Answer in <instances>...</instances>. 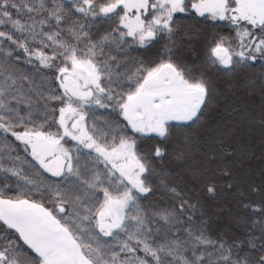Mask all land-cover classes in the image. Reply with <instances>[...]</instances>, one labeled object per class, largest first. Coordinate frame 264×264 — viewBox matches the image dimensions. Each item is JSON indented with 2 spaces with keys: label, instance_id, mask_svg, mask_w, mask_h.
Masks as SVG:
<instances>
[{
  "label": "snow or ice",
  "instance_id": "obj_1",
  "mask_svg": "<svg viewBox=\"0 0 264 264\" xmlns=\"http://www.w3.org/2000/svg\"><path fill=\"white\" fill-rule=\"evenodd\" d=\"M254 126L214 233L185 176L238 186ZM0 264H264V0H0Z\"/></svg>",
  "mask_w": 264,
  "mask_h": 264
},
{
  "label": "trees",
  "instance_id": "obj_2",
  "mask_svg": "<svg viewBox=\"0 0 264 264\" xmlns=\"http://www.w3.org/2000/svg\"><path fill=\"white\" fill-rule=\"evenodd\" d=\"M229 100L234 101L237 105H243L244 108L251 112L259 113L260 111V96L259 93L253 95L247 94L246 91L237 90L236 95L229 96ZM102 115V114H101ZM238 139L245 150H251L255 156L246 161L243 167H237L238 174L241 175L242 182L238 186H234L231 191L226 190L223 186L218 187L215 196L208 194L200 184H196L190 177L185 176V180L189 185L194 186L196 194L204 203L205 210L211 218L212 231L222 232L229 236L236 235L243 238L244 233L251 227L250 221L258 219L253 217L245 211L241 204L247 200H259V196L248 193L249 180L255 179L259 182L257 173L260 168V161L258 159L261 148V133L258 126L251 129L243 127ZM193 164L207 166L204 158L200 153H196L192 161ZM168 167L175 170V165L171 160L168 161ZM251 171H247V169ZM238 188L243 190L244 195L241 196Z\"/></svg>",
  "mask_w": 264,
  "mask_h": 264
}]
</instances>
